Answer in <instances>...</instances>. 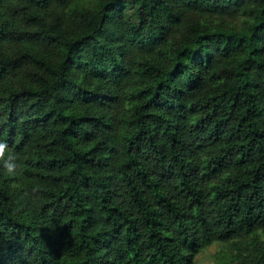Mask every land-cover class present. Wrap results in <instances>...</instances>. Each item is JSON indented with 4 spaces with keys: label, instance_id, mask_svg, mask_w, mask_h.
Segmentation results:
<instances>
[{
    "label": "trees",
    "instance_id": "16d2710c",
    "mask_svg": "<svg viewBox=\"0 0 264 264\" xmlns=\"http://www.w3.org/2000/svg\"><path fill=\"white\" fill-rule=\"evenodd\" d=\"M0 141V264H264V0H0Z\"/></svg>",
    "mask_w": 264,
    "mask_h": 264
},
{
    "label": "rangeland",
    "instance_id": "374dc122",
    "mask_svg": "<svg viewBox=\"0 0 264 264\" xmlns=\"http://www.w3.org/2000/svg\"><path fill=\"white\" fill-rule=\"evenodd\" d=\"M95 0H86V4ZM225 244L216 243L204 250L196 260V264H221L225 258Z\"/></svg>",
    "mask_w": 264,
    "mask_h": 264
},
{
    "label": "clouds",
    "instance_id": "9594fccd",
    "mask_svg": "<svg viewBox=\"0 0 264 264\" xmlns=\"http://www.w3.org/2000/svg\"><path fill=\"white\" fill-rule=\"evenodd\" d=\"M5 147V142L0 141V150H2ZM16 155L12 152H9L7 156L5 157L4 164L7 170L11 173L16 168Z\"/></svg>",
    "mask_w": 264,
    "mask_h": 264
}]
</instances>
